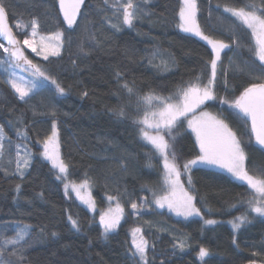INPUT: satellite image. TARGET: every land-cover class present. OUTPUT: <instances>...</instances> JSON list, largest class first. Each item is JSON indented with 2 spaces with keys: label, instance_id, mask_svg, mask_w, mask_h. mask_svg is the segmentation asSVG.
Returning <instances> with one entry per match:
<instances>
[{
  "label": "trees",
  "instance_id": "obj_1",
  "mask_svg": "<svg viewBox=\"0 0 264 264\" xmlns=\"http://www.w3.org/2000/svg\"><path fill=\"white\" fill-rule=\"evenodd\" d=\"M197 2L198 20L205 33L231 45L224 29L235 19L223 12V5L241 6L247 0ZM113 3L115 0L107 4L105 0H88L78 26L70 31L59 17L56 0H4L15 33L17 21L28 25L33 18L39 22L40 34L64 33L60 57L44 61L35 53H25L65 92L57 95L45 87L31 98L20 100L5 83L4 66L0 65V125L8 138L0 158V241L14 236L20 226L29 225L32 231L24 245L23 264H138V258L132 255L131 230L140 227L149 242V264H264V217L248 210L250 189L227 173L205 167L193 169L192 182L203 219H182L151 203L152 193L147 189L159 191L163 186L162 161L141 139L139 126L134 123L146 108L142 98L149 94L170 96L198 75L206 82L211 49L178 28L180 0H148L146 5L141 4L132 27L122 24V11L116 12ZM26 30L30 32V28ZM237 32L242 36V47L222 52L224 67H229L230 58L241 68L245 61L255 59L248 51L252 43L248 31L238 28ZM154 51L159 55L149 63ZM125 82L133 87V94L122 87ZM252 82L235 67L229 68L227 91L224 78L218 77V99L207 102L204 110L226 117L238 135L247 132L249 125L232 115L219 98L232 99ZM121 108L123 117L117 114ZM53 123L60 155L69 165L66 180L57 179L58 173L42 155V141L52 131ZM20 131L26 132L33 156L23 176L12 173L14 143L23 140L18 136ZM242 139L249 172L260 176L264 151L253 139L249 143L247 135ZM175 148L183 159L198 152L186 121L179 129ZM86 178L96 205L93 212L65 192L66 182L81 184ZM181 180L188 187L187 176ZM108 196L119 198L125 215L105 236L98 219L101 211L109 208ZM145 198L149 203L142 214L133 215L131 202L139 204ZM115 203L112 201L111 206ZM242 215H247V222L234 229L232 221ZM69 216L77 220L79 230L71 226ZM206 219L218 222L206 225ZM185 237L187 246L181 249L178 242ZM201 246L209 250L203 262L198 257ZM5 259L19 264L17 257L6 255Z\"/></svg>",
  "mask_w": 264,
  "mask_h": 264
},
{
  "label": "snow or ice",
  "instance_id": "obj_2",
  "mask_svg": "<svg viewBox=\"0 0 264 264\" xmlns=\"http://www.w3.org/2000/svg\"><path fill=\"white\" fill-rule=\"evenodd\" d=\"M108 0H105L107 4ZM85 0H58L59 12L62 13L63 22L68 30H74L78 26V17H82V5ZM148 0H115L111 5L116 12L122 11V24L128 27L133 26L134 20L138 18L141 4L146 5ZM218 7H220L218 5ZM223 12L230 14L235 19L234 23L226 26L231 45L224 39L214 38L211 34H206L202 29L199 20V5L197 0H181L178 12V28L185 33H191L205 41L211 49V59L207 62L209 72L206 77L198 75L194 81H189L186 86L178 87L177 91L167 97L146 95L142 99L146 105L142 118L134 121L139 126L141 139L152 146L153 152L162 161V182L163 186L159 191L152 188L147 190L152 193V201L160 209L167 208L177 216L188 218L200 216L203 219L201 209L197 207V194L192 182L191 173L198 166L219 167L226 170L231 176L247 185L252 195L246 201L250 212L264 217V168L260 169V176L250 174L247 167L249 157L245 151L243 135L249 137V143L254 138L255 143L264 151V0H247L243 5L224 4ZM221 22H223L221 20ZM17 33L13 32L8 24V12L4 0H0V38L6 40L0 42V49L3 56L0 58V65L5 66L3 72L6 76L5 83L9 84L20 100L31 98L38 91L49 84L55 86V90L64 94L65 89L51 77L46 69L39 64L33 63L25 55V49H30L36 56H42L44 61H49L50 57H60L61 49L64 45V33L58 31L51 35H42L39 32V22L33 18L28 25H23L19 21L15 24ZM113 28L118 26L113 24ZM30 28V32L26 29ZM246 29L251 38V45L248 51L255 58L251 62L245 61L244 68L234 65L229 59V67H224L221 60V53L225 49L234 50L242 47V36L237 29ZM159 55L154 51L151 53L152 62ZM258 61V63H257ZM166 65H156L157 68ZM235 67L241 74L247 75L252 81L248 86L240 91L239 95L232 99L220 97L219 102L227 105L232 110L238 120L245 126L249 125L247 132L238 135L227 122V118L212 115L204 111L207 102L218 99L215 86L218 77L224 78L225 90L228 89L229 68ZM245 68L247 71H245ZM27 74V78L23 75ZM119 79L120 74L117 73ZM122 87L129 94H133V87H129L125 82ZM87 95V93H84ZM155 102V103H154ZM199 113V114H197ZM119 116H125L124 109L121 108ZM195 136V146L198 152L190 159H183L178 155L175 143L179 135V129L184 126ZM27 138L26 133H18ZM5 132L0 127V157L4 155ZM43 157L50 161L52 168L58 170L57 179L66 180L69 165L64 161L59 152L58 131L56 124L52 125L51 135L43 141ZM31 152L25 149L23 156L19 147L16 150V170L23 176L22 169L30 164ZM11 163V161H9ZM151 167V164H149ZM182 176H187V185L181 181ZM89 179H85L81 184L65 183V192L69 187L76 192L79 200L86 204L92 211H95V201L90 193L83 194L89 187ZM17 190L20 186L17 185ZM147 187V186H142ZM109 208L101 211L99 224L103 228V234L114 231L125 215V210L118 197L108 196ZM116 201L115 207L111 206L112 201ZM149 201L145 198L141 203L131 202L130 208L133 215H141L145 204ZM235 207V205H233ZM71 226L79 230L77 220L69 216ZM247 222V215L236 218L233 228L238 229ZM217 222L212 219L204 220L206 225H214ZM31 226L23 225L12 237H6L0 241V264H13V261L6 260V255L17 257L19 264H23L24 245L31 235ZM55 235V233H53ZM133 257L138 258V264H149L147 249L149 242L145 239L140 227L131 230ZM187 237L178 242V246L183 249L187 246ZM235 242V241H234ZM19 246V247H18ZM209 256V250L203 246L199 248L198 257L201 262Z\"/></svg>",
  "mask_w": 264,
  "mask_h": 264
},
{
  "label": "rangeland",
  "instance_id": "obj_3",
  "mask_svg": "<svg viewBox=\"0 0 264 264\" xmlns=\"http://www.w3.org/2000/svg\"><path fill=\"white\" fill-rule=\"evenodd\" d=\"M179 6H181V0H180V5ZM178 23H179V19H178ZM181 30V29H180ZM182 31V30H181ZM183 32V31H182ZM53 34V33H52ZM187 34H190V35H192V36H195V35H193V34H191V33H187ZM42 35H45V34H42ZM49 35H51V34H49ZM196 37V36H195ZM197 38H199V37H197ZM200 39V38H199ZM201 40V39H200ZM203 41V40H202ZM205 42V41H204ZM206 43V42H205ZM210 47V46H209ZM27 51H29V52H31V50L30 49H25V52H27ZM222 54V53H221ZM40 57H42V56H40ZM5 67V66H4ZM3 67V68H4ZM26 78H27V74L26 73H24L23 74ZM206 83V82H205ZM50 89L47 91V92H50V91H53V92H55L57 95H63V94H60V93H58L56 90H55V86L54 85H51V84H49V86H48ZM18 95V94H17ZM155 103V102H154ZM204 110V109H203ZM204 111H206V110H204ZM207 112H209V111H207ZM210 113V112H209ZM197 114H199V113H197ZM212 114V113H211ZM56 124V123H55ZM0 127H2L1 125H0ZM190 130V129H189ZM52 132V131H51ZM51 132H50V134L49 135H51ZM190 132H191V130H190ZM19 133H26V132H24V131H20ZM192 133V132H191ZM193 134V133H192ZM48 135V136H49ZM19 137H21V138H23V140H15L16 142L14 143V162H13V169H12V173L13 174H15V175H20L18 172H17V170H16V150H17V148L19 147V149H20V151H21V155L23 156V153H24V151H25V149H27L28 151H30L31 152V159H30V161H32V158H33V156H32V151H31V149H30V147L28 146V144H27V142H26V139L27 138H25L24 136H22V135H18ZM193 136H194V134H193ZM5 137H6V139H5V141H7L8 140V138H7V135L5 134ZM194 138H195V136H194ZM5 141H4V143H5ZM1 158V157H0ZM50 162V161H49ZM31 163V162H30ZM198 167H205V168H210V169H214V170H218V171H221V172H224V173H227L230 177H232L231 176V174L230 173H228L226 170H224V169H221V168H219V167H210V166H204V165H201V166H198ZM27 169H28V167L27 168H24V169H22V171H23V174L24 173H26V171H27ZM56 170V169H55ZM56 172L58 173V170H56ZM233 178V177H232ZM234 179V178H233ZM235 180V179H234ZM182 181V180H181ZM237 181V180H236ZM239 182V181H238ZM66 183H68V182H66ZM70 184H74V183H71V182H69ZM76 185H79V184H76ZM247 186V185H246ZM68 192H70L71 194H73L75 197H76V199L79 201V203L81 204V205H83L85 208H87L89 211H91V212H93L86 204H84V203H82L80 200H79V198L77 197V195H76V192L75 191H73L72 190V188L71 187H69V189L67 190ZM90 193V195H91V192H90V188H88L83 194H85V195H87V194H89ZM91 198H92V195H91ZM93 199V198H92ZM156 206V205H155ZM113 208L115 207V205L114 206H112ZM156 208H158V207H156ZM160 209V208H159ZM164 209H166L167 210V208H164ZM107 211V210H106ZM169 211V210H168ZM170 212V211H169ZM170 213H172L174 216H176V217H179V218H182V219H189L190 217H188V218H184V217H182V216H177L175 213H173V212H170ZM191 217H194V216H191ZM216 221V220H215ZM236 220H234V221H232V225H233V222H235ZM98 222H99V219H98ZM216 222H218V221H216ZM23 226V225H22ZM131 241H132V235H131Z\"/></svg>",
  "mask_w": 264,
  "mask_h": 264
},
{
  "label": "water",
  "instance_id": "obj_4",
  "mask_svg": "<svg viewBox=\"0 0 264 264\" xmlns=\"http://www.w3.org/2000/svg\"><path fill=\"white\" fill-rule=\"evenodd\" d=\"M87 2H88V0H85L84 5H82V13H83L84 8H85L86 5H87ZM56 8H57V11H58L59 17H60V19H61V21H62L64 27L67 29L66 24L63 22L62 13L59 12V4H58V0H56ZM80 19H81V17H78V22L80 21ZM8 24H9V26L11 27V25H10V23H9V17H8ZM75 28H76V26H74V29H75ZM67 30H68V29H67ZM70 31H72V30H70ZM73 31H74V30H73ZM13 32H14V31H13ZM14 33H15V32H14ZM0 42L5 43V46H7V42H6V40H3L2 38H0ZM25 55H26V53H25ZM249 127H250V122H249ZM253 141H254V143H255L254 138H253ZM255 144H256V143H255ZM256 145H257V144H256ZM257 146L260 148L259 145H257ZM260 149H261V148H260ZM246 264H263V263L260 262V261H249V262H247Z\"/></svg>",
  "mask_w": 264,
  "mask_h": 264
}]
</instances>
